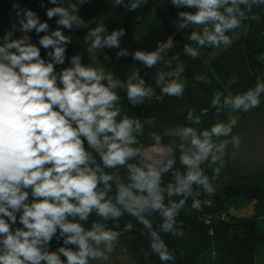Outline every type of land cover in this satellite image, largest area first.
<instances>
[{"label":"clouds","instance_id":"obj_1","mask_svg":"<svg viewBox=\"0 0 264 264\" xmlns=\"http://www.w3.org/2000/svg\"><path fill=\"white\" fill-rule=\"evenodd\" d=\"M252 2L264 3V0ZM138 3L136 0L131 8L135 9ZM172 3L196 9L194 13H179L186 23L211 25L203 27L202 32L193 31L192 41L199 46L220 47L231 43L226 33L238 28L245 19L240 5H248L249 0H172ZM13 8L19 17L22 10L15 3ZM70 9L57 6L46 14L49 19L58 16L57 24L67 29H72L74 24L83 26L84 21L74 14L76 5H70ZM48 29L47 22H40L34 11H24L19 24L21 32L47 33ZM12 35L8 31L0 43V264H89L90 260H107L106 253L113 251L120 232L98 221H92L86 229L81 222H87L93 212L103 221H118L127 213L150 230L152 223L145 213L158 212L163 217L161 230L175 232V217L193 193V186H198L197 190L202 187L208 194L215 191L201 165L206 161L225 164L227 141L217 144L213 137L228 136L237 123L235 118L228 123L217 122L199 134L191 126L167 130L165 135H175L181 140L179 159L186 171L173 172L175 182L161 187L163 174L176 163L174 153L166 150L159 135L152 134L155 144L151 152L159 157L167 154L169 158L155 159L142 166L129 163L145 158L142 145L133 147L138 143L134 133H142L143 124L127 115L117 121L121 107L115 89L122 86L120 81L106 74L103 68L83 64L80 55H73L71 66L57 72L55 65L64 64L65 45L71 43V37L60 28L39 40L41 47L51 49L47 61L28 35L16 39ZM121 35L123 29L106 34L104 25L100 24L85 39L90 41L89 51L93 52L120 48ZM185 51L193 58L199 55L187 45ZM127 54L125 49L118 56ZM133 59L153 67L161 57L158 51L137 50ZM158 76L160 85L164 74ZM153 92L142 78L130 80L126 85V96L132 106L151 98ZM161 92L180 97L184 84L172 80L161 87ZM261 92L264 83L258 82L243 94L226 96L223 105L247 112L259 105ZM211 104L221 105V93L214 95ZM187 119L200 123V117L193 116L192 111ZM232 142L236 147L240 144L238 137H233ZM93 151L99 156V163ZM121 167L129 173L127 184L119 180ZM104 169H117V173ZM219 172L220 167L214 169V175ZM113 180H116V194L108 197ZM101 184L103 189L99 188ZM165 193L168 197L182 198L166 205ZM200 207V200H193L192 208ZM17 220L22 227L13 229ZM131 228V223L125 225V229ZM58 232L63 243L56 251H50ZM150 235L151 248L160 260L173 259L159 233L151 230Z\"/></svg>","mask_w":264,"mask_h":264},{"label":"trees","instance_id":"obj_2","mask_svg":"<svg viewBox=\"0 0 264 264\" xmlns=\"http://www.w3.org/2000/svg\"><path fill=\"white\" fill-rule=\"evenodd\" d=\"M134 2L136 0H122L119 4L116 0H84L83 3L80 0H56L54 4L52 0H0V43H3L4 35L10 30L13 33L12 39L28 35L30 42L40 47L41 57L47 61V52L51 49L45 50L39 45V40L43 35L51 34L60 28L64 35L71 37V43L65 45L64 64L55 65L57 72L71 66L73 55H80L83 64L103 68L104 71L109 70L121 78L122 86L115 89L120 96L118 105L121 107V115L117 117V121L127 115L139 119L143 124L142 133H134L138 143L133 147L142 145L145 158H137L129 163L141 166L147 164L146 149L155 144L152 134L159 135L161 144L171 149L176 161L173 169L163 174L161 187H166L169 182H175L173 172L179 171L183 174L186 169L179 159L180 138L165 135V132L191 126L199 134L201 130H210L217 122L226 123L231 112L240 114L241 110H233L223 105L224 98L243 94L254 88L258 82L264 83V3H253L249 0L248 5L241 4L245 19L238 28L226 33L231 43L212 47L199 46L192 41L190 36L196 31L197 25L186 23L179 16V13L184 11L194 13L195 8L175 5L172 0H139L137 7L132 9ZM161 2L162 5H159ZM14 3L22 10L19 17L13 8ZM73 4L77 7L74 14L84 21L83 26L77 27L74 24L72 29H67L57 24L58 16L49 19L46 14L48 9L57 6L71 10L70 5ZM26 10L34 11L40 22H47V33H37L35 30L24 33L19 30L20 20L24 18ZM12 15L14 19L11 18ZM13 24L16 28L12 27ZM100 24L104 25L106 34L123 29V35L119 37L120 48L99 49L94 56V51H89L90 41L85 37L91 29ZM185 45L195 48L199 55L195 58L189 56ZM125 49L128 54L118 56V53ZM137 50L161 51V59L155 66L148 67L133 59ZM159 73L164 74L160 85L157 84ZM137 78L144 79L145 86L151 87L154 92L151 98L146 97L141 104L132 106L126 96V85L130 80L135 82ZM172 80L184 84L182 96H167L161 92V87ZM217 92L221 93V105L218 107L211 104ZM259 100V105L251 108L252 113L263 115L264 92L259 94ZM189 111L193 112V116L200 117L199 124L187 119ZM223 137H213V141L219 144ZM187 146L185 143V150ZM85 147L87 148L86 141ZM93 156L99 163V156L94 151ZM167 158L168 155L163 159ZM217 167H220V172L214 175V169ZM201 168L209 177L215 191L208 194L202 187L197 190L198 186H193V193L187 197L175 217V232L161 230L163 217L158 212L145 213L152 223L151 230L159 233L173 256L171 260H160L158 253L151 248V230L127 213L118 221H103L93 212L87 222L81 223L88 229L92 221H98L119 231L120 237L115 247L122 250L131 264H257L259 255L264 251V230L259 228V219L264 218V168L254 172L240 171L227 163L220 166L219 161L216 164L206 161ZM104 171L117 173V169ZM118 176L120 182L128 183L129 173L126 168H119ZM110 183L112 190L108 197H114L116 180ZM103 187V184L99 185L100 189ZM164 195L166 205L182 198L177 195L168 197L167 193ZM195 199L200 200V209L192 208ZM236 199L254 202L255 215L237 217L229 214L231 202ZM128 223L132 224L131 229H125ZM16 227H22L19 220L13 225V229ZM62 243L58 232L57 236L53 237L49 250L56 251ZM63 258L61 256V259ZM206 259L209 261L205 262Z\"/></svg>","mask_w":264,"mask_h":264},{"label":"rangeland","instance_id":"obj_3","mask_svg":"<svg viewBox=\"0 0 264 264\" xmlns=\"http://www.w3.org/2000/svg\"><path fill=\"white\" fill-rule=\"evenodd\" d=\"M162 3L159 5H162ZM11 18L14 19V16L12 15ZM205 26L209 25H197L196 31H202ZM95 54H97L96 50H94V56ZM105 73L111 74L114 80H119L120 83L123 82L121 78L113 75L111 71L105 70ZM232 118H235L237 123L233 127L232 132L228 136L223 137V141H227L223 160L240 171L254 172L264 168V114L252 113V109L247 112L241 110L240 114L231 112L226 123ZM233 137L239 138L240 144L238 147L234 146ZM166 156L167 154L164 157ZM164 157H159L152 153L151 147L146 149L147 164L153 163L155 159ZM255 211L254 202L236 199L231 202L228 213L237 217H252L255 215ZM259 228L264 230V218L259 219ZM106 255L108 256L107 260H90L89 264H131L122 250L115 246L113 251L106 253ZM206 261H209V259H206ZM257 264H264V251L259 255Z\"/></svg>","mask_w":264,"mask_h":264}]
</instances>
